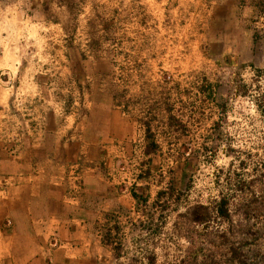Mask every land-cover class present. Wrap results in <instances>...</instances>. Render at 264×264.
Instances as JSON below:
<instances>
[{"label": "rangeland", "instance_id": "rangeland-1", "mask_svg": "<svg viewBox=\"0 0 264 264\" xmlns=\"http://www.w3.org/2000/svg\"><path fill=\"white\" fill-rule=\"evenodd\" d=\"M164 73L183 134L112 100ZM0 186L6 232L61 216L55 264H264V0H0Z\"/></svg>", "mask_w": 264, "mask_h": 264}, {"label": "crops", "instance_id": "crops-1", "mask_svg": "<svg viewBox=\"0 0 264 264\" xmlns=\"http://www.w3.org/2000/svg\"><path fill=\"white\" fill-rule=\"evenodd\" d=\"M10 188L5 190L0 186V264H55L60 259L71 257L69 249L73 237L68 229H65V236H61L64 226L61 225L60 215L50 213L35 217L31 208L27 207L23 212L25 219L21 222L22 227L12 218V227L5 231L4 222L18 203L9 195ZM28 196L31 198V193Z\"/></svg>", "mask_w": 264, "mask_h": 264}, {"label": "trees", "instance_id": "trees-1", "mask_svg": "<svg viewBox=\"0 0 264 264\" xmlns=\"http://www.w3.org/2000/svg\"><path fill=\"white\" fill-rule=\"evenodd\" d=\"M102 31L107 34L111 32L108 27H104ZM255 37H258V35L255 34ZM104 43H109L117 50L122 42H116V40H110L107 36H101L97 40H91L88 48L92 50L96 48L97 50ZM97 51L99 52L100 50ZM119 57H122V61L117 60ZM111 58L112 66L123 77V84H126L132 76L128 71L135 72V66L128 68L126 65L128 56L119 51L112 55ZM152 86L144 95L140 94L136 97H128L126 90H122L120 93L115 94L112 100L117 106L127 112H136L137 116H140V119H138L139 123L145 127V133L152 134L153 131V134H183L186 126L180 120L183 115L180 110L183 100L180 99V96L184 93V90L180 87L179 82H175L172 76L164 73L159 81ZM152 122L153 129L150 126Z\"/></svg>", "mask_w": 264, "mask_h": 264}]
</instances>
